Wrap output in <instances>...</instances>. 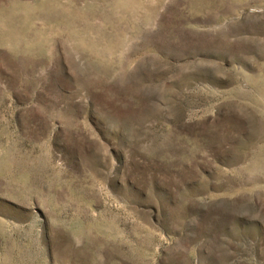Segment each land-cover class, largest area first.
Listing matches in <instances>:
<instances>
[{"label":"rangeland","instance_id":"obj_1","mask_svg":"<svg viewBox=\"0 0 264 264\" xmlns=\"http://www.w3.org/2000/svg\"><path fill=\"white\" fill-rule=\"evenodd\" d=\"M0 264H264V0H0Z\"/></svg>","mask_w":264,"mask_h":264}]
</instances>
